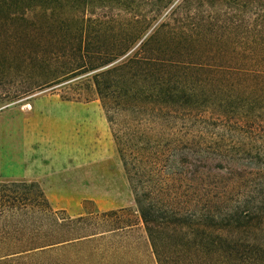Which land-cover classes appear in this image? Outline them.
Instances as JSON below:
<instances>
[{"label": "trees", "instance_id": "trees-1", "mask_svg": "<svg viewBox=\"0 0 264 264\" xmlns=\"http://www.w3.org/2000/svg\"><path fill=\"white\" fill-rule=\"evenodd\" d=\"M1 83L95 95L136 210L4 184L0 264H122L139 225L155 264H264V0H0Z\"/></svg>", "mask_w": 264, "mask_h": 264}, {"label": "rangeland", "instance_id": "rangeland-1", "mask_svg": "<svg viewBox=\"0 0 264 264\" xmlns=\"http://www.w3.org/2000/svg\"><path fill=\"white\" fill-rule=\"evenodd\" d=\"M84 79L85 75L67 80L65 84H69L70 86V88L67 89V94L73 95V88H77V90L80 91H87L81 84L84 83ZM14 91V87L3 85V83L0 84V195L2 186L12 182L16 183V185L14 186L13 184L10 189L13 191L18 190V193L21 189L19 187V183L21 182L35 183L40 187L39 183L36 182L4 178L5 176L17 175L20 173V165L16 163L17 152L15 148L16 144H18V139L16 138L15 133L17 128L15 123V113H22L25 116L31 115V106L33 102L42 97H52L58 102L63 101L58 95L52 94L50 89L37 90L28 96L21 97L20 99L5 101L7 96L13 95ZM90 95L92 98L87 102H95L101 108L96 96L92 94ZM107 133L110 141V147L107 152H105L107 157L82 160L76 151H73V148L71 149L70 147L58 152L53 151L55 153L49 152L42 158H45L46 160L48 158L54 159L52 166L54 174H59L64 169H67L71 187L75 188L81 185V181L84 179L87 187L84 194L85 198L80 201L77 206L76 213L78 214L83 212L84 202L89 203L86 204V206L90 210L96 209L106 211L119 208H129L133 212L136 210L132 195L127 188L117 159L113 154L114 145L109 129L107 130ZM10 151L13 152V154H10ZM64 157H66L65 159H67V162H65ZM54 184L59 185L60 180H55ZM32 194L33 196L35 195L34 191ZM51 207L55 210H64V208L59 205L51 204ZM65 211L71 217L77 216L74 212L69 213L67 210ZM0 228H2L1 225ZM35 232H37V230ZM115 243L121 245L126 244L128 246L126 251L118 254L120 259L123 258L122 264H155L153 257L148 253L145 235L140 225L128 232L122 233ZM38 261L39 259L36 256L23 259L24 264H38Z\"/></svg>", "mask_w": 264, "mask_h": 264}, {"label": "crops", "instance_id": "crops-1", "mask_svg": "<svg viewBox=\"0 0 264 264\" xmlns=\"http://www.w3.org/2000/svg\"><path fill=\"white\" fill-rule=\"evenodd\" d=\"M31 109L29 116L15 113L16 163L20 173L4 178L39 183L52 205L78 216L77 206L85 198L87 187L84 179L81 185L71 187L67 169L54 174V159L42 158L70 147L82 160L107 157L110 141L104 114L95 102H58L52 97L35 100ZM57 179L59 185L54 184Z\"/></svg>", "mask_w": 264, "mask_h": 264}]
</instances>
